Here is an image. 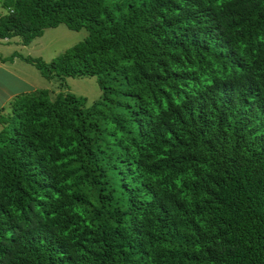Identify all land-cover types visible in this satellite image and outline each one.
Returning <instances> with one entry per match:
<instances>
[{
  "label": "trees",
  "instance_id": "trees-1",
  "mask_svg": "<svg viewBox=\"0 0 264 264\" xmlns=\"http://www.w3.org/2000/svg\"><path fill=\"white\" fill-rule=\"evenodd\" d=\"M0 4V38L85 27L13 55L100 89L7 101L0 264H264V0Z\"/></svg>",
  "mask_w": 264,
  "mask_h": 264
},
{
  "label": "rangeland",
  "instance_id": "rangeland-1",
  "mask_svg": "<svg viewBox=\"0 0 264 264\" xmlns=\"http://www.w3.org/2000/svg\"><path fill=\"white\" fill-rule=\"evenodd\" d=\"M86 34L87 30L83 26L78 29H70L64 23L60 22L55 26L43 28L41 34L33 37L28 43L23 44L22 47L13 46L11 41V45L9 46L0 45V55L8 61L10 60L9 58L11 55L15 54L14 52L17 51L24 53L23 55L39 57L42 61L47 62L54 55L62 52L65 48L83 39ZM11 38L12 37H10V39ZM11 49H15L12 52L13 54L8 52ZM7 56H9V58H7ZM12 67L15 73L23 77L22 83L17 82L14 86H12L18 91H25L33 88H48L51 91L50 94L53 95L60 89V84L63 83L64 87L62 89L79 96H84L86 98V104H89L92 100L96 99L100 93V89L94 75L47 78L43 76L32 63L17 58H14ZM0 80L8 82L9 78L6 77L5 74L0 73ZM3 95L4 93L0 90V104L3 106V109L0 110V117L6 118L8 100L7 98L2 100Z\"/></svg>",
  "mask_w": 264,
  "mask_h": 264
},
{
  "label": "crops",
  "instance_id": "crops-1",
  "mask_svg": "<svg viewBox=\"0 0 264 264\" xmlns=\"http://www.w3.org/2000/svg\"><path fill=\"white\" fill-rule=\"evenodd\" d=\"M4 11H5V9L0 4V13H3ZM10 37H12V38L10 39ZM10 37L0 38V42H2V43H0V45L1 46H6V45L9 46V45H11L10 44V41H11L12 45L15 47L16 46H18V47L23 46V43L20 41L18 36H10ZM14 50L15 49H11L8 52L12 53ZM16 52L17 51H15L14 53H16ZM17 53H20V52H17ZM21 54H24V53H21ZM9 56H7V58H9ZM12 57L17 58V59H21L18 55H11V57L9 58L10 60L7 61V59H5L4 57H2L0 55V73L5 74V76L9 78L8 82L0 80V90L2 93H4V95L2 96V100H4V98H7V100H9L12 95H14L17 92H20L17 89H14L12 86H14L17 82H19V83L23 82V77H21L20 75L15 73V71L12 69L13 68L12 64L14 61V58H12ZM21 60H23V59H21ZM1 107H2V105L0 104V108Z\"/></svg>",
  "mask_w": 264,
  "mask_h": 264
}]
</instances>
